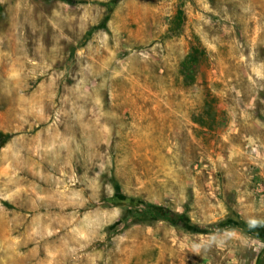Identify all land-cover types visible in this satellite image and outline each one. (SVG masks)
Segmentation results:
<instances>
[{
	"label": "rangeland",
	"instance_id": "rangeland-1",
	"mask_svg": "<svg viewBox=\"0 0 264 264\" xmlns=\"http://www.w3.org/2000/svg\"><path fill=\"white\" fill-rule=\"evenodd\" d=\"M0 132V264H264V0H0Z\"/></svg>",
	"mask_w": 264,
	"mask_h": 264
},
{
	"label": "trees",
	"instance_id": "trees-1",
	"mask_svg": "<svg viewBox=\"0 0 264 264\" xmlns=\"http://www.w3.org/2000/svg\"><path fill=\"white\" fill-rule=\"evenodd\" d=\"M197 57L193 56L191 54H187L186 57L183 59V63H186L188 61H194ZM9 137V135H3L0 132V147L6 142L7 138Z\"/></svg>",
	"mask_w": 264,
	"mask_h": 264
}]
</instances>
